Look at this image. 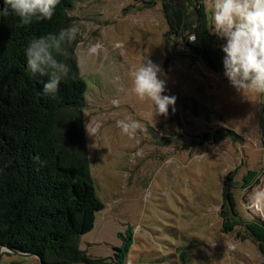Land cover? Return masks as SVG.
<instances>
[{"label": "rangeland", "instance_id": "rangeland-1", "mask_svg": "<svg viewBox=\"0 0 264 264\" xmlns=\"http://www.w3.org/2000/svg\"><path fill=\"white\" fill-rule=\"evenodd\" d=\"M204 5L212 32V0ZM68 16L79 29L85 144L105 207L79 249L103 264H115L119 248L120 264H264V215L246 207L249 193L264 187V95L236 92L198 60L165 67L167 27L158 0H78ZM143 58L160 66L164 94L176 97L167 117L153 116L151 101L132 92L129 72ZM117 120L142 128L125 134ZM219 129L231 135L188 148ZM226 191L234 216L224 205ZM0 264L40 263L0 249Z\"/></svg>", "mask_w": 264, "mask_h": 264}, {"label": "trees", "instance_id": "trees-1", "mask_svg": "<svg viewBox=\"0 0 264 264\" xmlns=\"http://www.w3.org/2000/svg\"><path fill=\"white\" fill-rule=\"evenodd\" d=\"M77 1L60 0L51 20L23 27L14 13L0 16V248L43 264H103L78 247L105 208L96 195L85 144L87 86L75 55L78 39L68 46L70 74L55 97L42 93L47 77L32 76L25 58L32 38L73 26L68 12ZM158 1L167 27L164 66L198 60L224 76L221 42L210 32L204 0ZM230 135L226 129L204 133L188 148L217 145ZM224 205L234 216L227 191ZM259 249L264 253L263 245ZM114 251L120 264L125 249Z\"/></svg>", "mask_w": 264, "mask_h": 264}, {"label": "clouds", "instance_id": "clouds-1", "mask_svg": "<svg viewBox=\"0 0 264 264\" xmlns=\"http://www.w3.org/2000/svg\"><path fill=\"white\" fill-rule=\"evenodd\" d=\"M59 3L60 0H3L0 16L14 13L21 27L28 26L33 21L51 20ZM212 3L211 34L224 41L220 48L225 78L238 93L264 95V0H212ZM78 32L77 27L71 26L58 33L34 37L27 44L28 70L34 77H47L42 87L44 95L55 97L61 82L68 78L70 67L65 62L68 46L76 40ZM190 40L196 42L195 37ZM161 71L150 58H143L129 75L132 92L141 100L151 101L153 116L167 117L170 107L175 111L176 97L164 94L166 81L160 78ZM116 124L129 135L142 128L136 120H117ZM246 207L264 215V187H256L249 193Z\"/></svg>", "mask_w": 264, "mask_h": 264}, {"label": "water", "instance_id": "water-1", "mask_svg": "<svg viewBox=\"0 0 264 264\" xmlns=\"http://www.w3.org/2000/svg\"><path fill=\"white\" fill-rule=\"evenodd\" d=\"M0 249H5L7 250L6 248H0ZM8 252H11L9 250H7ZM16 255H19V256H24V257H32L31 255H22V254H16ZM40 264H43L41 261H39Z\"/></svg>", "mask_w": 264, "mask_h": 264}]
</instances>
